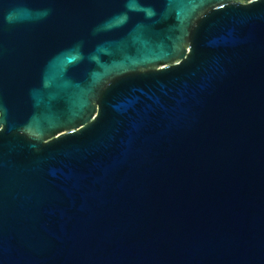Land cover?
<instances>
[{
  "label": "water",
  "instance_id": "obj_1",
  "mask_svg": "<svg viewBox=\"0 0 264 264\" xmlns=\"http://www.w3.org/2000/svg\"><path fill=\"white\" fill-rule=\"evenodd\" d=\"M0 264H264V0H0Z\"/></svg>",
  "mask_w": 264,
  "mask_h": 264
}]
</instances>
